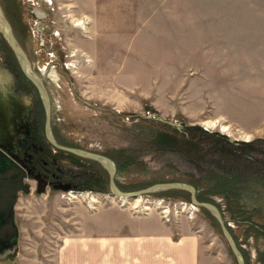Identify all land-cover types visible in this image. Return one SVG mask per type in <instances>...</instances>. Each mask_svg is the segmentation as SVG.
<instances>
[{
	"label": "rangeland",
	"instance_id": "rangeland-1",
	"mask_svg": "<svg viewBox=\"0 0 264 264\" xmlns=\"http://www.w3.org/2000/svg\"><path fill=\"white\" fill-rule=\"evenodd\" d=\"M21 1L30 2L0 0V8L48 93L52 131L111 158L119 190L182 182L204 196L225 183L242 211L224 212L225 226L244 264H264V0H41L52 8L45 53L29 41ZM0 54L18 67L1 34ZM30 91L43 127L42 101ZM103 174L99 193L21 196L17 252L0 264H49L84 214L109 209L191 231L199 264H237L217 221L188 192L126 200L109 195ZM207 196L225 209L222 197Z\"/></svg>",
	"mask_w": 264,
	"mask_h": 264
},
{
	"label": "flooded vegetation",
	"instance_id": "flooded-vegetation-1",
	"mask_svg": "<svg viewBox=\"0 0 264 264\" xmlns=\"http://www.w3.org/2000/svg\"><path fill=\"white\" fill-rule=\"evenodd\" d=\"M29 1H21L26 8H23L24 11L28 10L25 16V23L29 24L31 31L28 38L30 42H34L35 38L40 46L39 51L45 53L46 43L52 33V8L47 6L45 1ZM27 82L29 81L19 65H10L0 54V171L9 174V179L14 185L20 184L15 191L17 199L14 220L15 209L21 196L40 195L46 191L87 190L99 193L100 186L105 183L103 172H107L105 168L92 169L89 172V168L83 164L85 161L98 166L99 163L77 156L66 149L57 148L47 139L44 126H41L40 112L35 109L36 96L30 91L32 84ZM51 135L60 147L79 149L62 141L59 135L52 131V127ZM82 176L90 178L89 181L81 179ZM24 190H27V193H24ZM38 190L42 193H37Z\"/></svg>",
	"mask_w": 264,
	"mask_h": 264
},
{
	"label": "crops",
	"instance_id": "crops-1",
	"mask_svg": "<svg viewBox=\"0 0 264 264\" xmlns=\"http://www.w3.org/2000/svg\"><path fill=\"white\" fill-rule=\"evenodd\" d=\"M108 212L84 214L76 233L61 240L49 264H199V240L191 231L152 214Z\"/></svg>",
	"mask_w": 264,
	"mask_h": 264
},
{
	"label": "water",
	"instance_id": "water-1",
	"mask_svg": "<svg viewBox=\"0 0 264 264\" xmlns=\"http://www.w3.org/2000/svg\"><path fill=\"white\" fill-rule=\"evenodd\" d=\"M0 34L3 36L7 45L13 52L15 59L21 68L22 72L26 76L27 80L35 87L38 95L42 101L44 112H45V122H44V132L47 139L53 143L57 148L66 149L77 156L85 159H89L99 163L103 168L106 169L108 174V186L109 195L120 197L126 200H134L141 198L142 196L152 195L157 192H166L171 190L186 191L190 194V202L193 206L197 208L205 209L218 223L220 232L224 240L226 241L231 253L233 254L237 264H244V260L240 251L238 250L236 244L234 243L231 234L227 227L225 226L224 219L221 216L218 208L206 202L198 201L196 197V190L192 185L182 183V182H165L157 183L146 188L123 192L118 189L115 185V164L114 162L104 156L97 153L89 152L82 149H68L57 145L51 135V123H50V100L48 93L39 77L32 72L28 61L25 57L24 52L19 47L16 39L13 36L11 27L3 15L0 8ZM3 173V174H1ZM10 175L0 171V262H4L10 257L13 258L17 252V241H18V229L14 220V206L16 203V189L18 185L9 179ZM27 193V190H24ZM37 193H42L38 190ZM9 246V247H8Z\"/></svg>",
	"mask_w": 264,
	"mask_h": 264
},
{
	"label": "trees",
	"instance_id": "trees-1",
	"mask_svg": "<svg viewBox=\"0 0 264 264\" xmlns=\"http://www.w3.org/2000/svg\"><path fill=\"white\" fill-rule=\"evenodd\" d=\"M224 184L225 183H223L222 185L218 186L215 190L208 191V193L204 194V196H202L200 194L197 195V192H196V197H197L198 201L214 204L218 208V210L220 211L221 216H222L223 219L225 217L224 212H229L230 213V212H233L234 210H236L237 212H239V213L242 214V211L237 207V204L236 203L231 204L228 201V199H229L230 196H232V195L238 196L237 192L236 191H230L228 189H225V188H228V187L226 185H224ZM121 191H124V190H121ZM124 192H130V191H124ZM183 193L184 192H181V191H168V192H165V193H163L161 195L162 196H165V195H169V196L175 195L173 197H176V196H179V195H181ZM207 195H218V196L222 197L225 200V203H226L225 204V209L224 210L221 209L220 205L219 204H216ZM208 218H210V216H208ZM225 225H226V222H225ZM227 229L229 230V228H227Z\"/></svg>",
	"mask_w": 264,
	"mask_h": 264
},
{
	"label": "bare ground",
	"instance_id": "bare-ground-1",
	"mask_svg": "<svg viewBox=\"0 0 264 264\" xmlns=\"http://www.w3.org/2000/svg\"><path fill=\"white\" fill-rule=\"evenodd\" d=\"M207 124H208L210 127H212V126H214L215 123H207ZM220 127H221V129H220L221 131H223V132H227V131H228V128H226L225 126L222 125V126H220ZM244 138H245V139H244L245 141L248 140V137H244ZM3 156H4V155H3ZM69 194H70V197H71V198H75V196H74L73 193H69ZM118 198H120V197H118ZM137 199H139V198H137ZM93 201H94V200H92L91 202H93ZM193 208H194V207H193Z\"/></svg>",
	"mask_w": 264,
	"mask_h": 264
},
{
	"label": "built area",
	"instance_id": "built-area-1",
	"mask_svg": "<svg viewBox=\"0 0 264 264\" xmlns=\"http://www.w3.org/2000/svg\"><path fill=\"white\" fill-rule=\"evenodd\" d=\"M161 204V202L160 203H158V205H160ZM163 210H166V211H168V207H165V209H163ZM166 211H162L163 212V216L164 217H166L167 216V213L168 212H166Z\"/></svg>",
	"mask_w": 264,
	"mask_h": 264
}]
</instances>
